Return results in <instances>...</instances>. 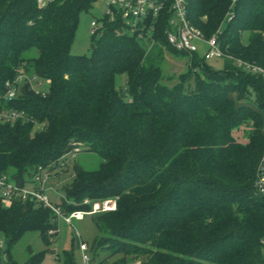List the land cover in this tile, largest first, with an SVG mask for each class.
I'll use <instances>...</instances> for the list:
<instances>
[{"label":"trees","instance_id":"trees-1","mask_svg":"<svg viewBox=\"0 0 264 264\" xmlns=\"http://www.w3.org/2000/svg\"><path fill=\"white\" fill-rule=\"evenodd\" d=\"M97 1L0 0V93L17 70L47 84L43 93L25 84L8 105L27 120L0 123V177L23 186L37 167L62 170L77 148L72 181L54 206L69 215L88 212L84 201L116 203L92 215V264H264V197L253 187L264 78L228 59L215 71L197 53L174 54L189 63L164 76L165 54L181 53L166 41L168 9L140 24L141 36L116 13L105 16L90 54L72 55L79 15ZM186 2L203 38L217 34L226 55L264 70V0ZM116 74L125 75L122 89ZM239 128L244 144L232 137ZM81 153L98 158L97 168L81 165ZM57 219L31 202H0V264H44V253L19 263L12 250L28 232L48 247ZM57 261L77 264L72 251Z\"/></svg>","mask_w":264,"mask_h":264},{"label":"built area","instance_id":"built-area-1","mask_svg":"<svg viewBox=\"0 0 264 264\" xmlns=\"http://www.w3.org/2000/svg\"><path fill=\"white\" fill-rule=\"evenodd\" d=\"M53 1L54 0H35L37 6H44ZM235 1L236 0H231V5L234 4ZM107 5L112 9V13L108 15L111 21L115 17L114 13H116L132 32L138 31L139 36H141L140 34L142 32L138 27L140 24L148 18L157 17L164 9H168L170 18L168 19V30L165 34L168 45L174 51L188 54L197 53V44L201 43L206 48L203 55L204 59H228L233 61L237 67H241L248 72L259 73L264 78V70L261 68L226 55L220 48L217 34H213L208 39L203 38L201 33L189 24L187 19L188 7L186 0H107ZM114 7H117L118 10H115ZM91 27L93 29L91 34L100 28L94 22L91 23ZM15 73L16 76L14 79L6 82L4 84V91L0 93V123L2 124H14L18 121L25 122L27 120L23 112L8 106L17 98L18 83L22 80H25V84L32 89L31 80L28 76L24 75L20 70H17ZM70 153L75 157L78 153V149L74 148ZM62 166H64V164H60V167ZM52 171L53 170L47 168L37 167L28 182V184H32L33 186L32 191H27L25 189L26 184L21 186L8 181L5 177H0V202L5 206L11 205L14 202H31L36 205H41L50 209L57 218H62L66 224H70L72 218L79 213L94 215L115 210V201L109 199L93 203L84 201L83 204L85 206H90L88 212L77 211L69 215L64 214L59 207L52 205L48 201L41 189L42 184L50 178ZM253 187L258 195L264 197V151L256 166ZM49 234H53V231H50ZM78 252L81 264H92L85 243H79Z\"/></svg>","mask_w":264,"mask_h":264},{"label":"rangeland","instance_id":"rangeland-1","mask_svg":"<svg viewBox=\"0 0 264 264\" xmlns=\"http://www.w3.org/2000/svg\"><path fill=\"white\" fill-rule=\"evenodd\" d=\"M118 10L117 7H114ZM112 13L111 7L107 5V0H98L90 8L89 12H82L79 15L78 24L75 30L74 41L70 47V53L72 55H89L91 52V23L94 22L98 27L101 26L102 20L105 16ZM206 39V38H205ZM242 42H247V35L242 36ZM206 48L201 43L197 44V56L202 59ZM174 54L178 55H191L188 53H166L163 63V73L164 76H175L182 74L185 70V66L188 65L189 59L184 58L182 60L174 57ZM204 64L215 71L222 70L224 66V59L214 58L203 60ZM195 73L200 76V69H196ZM31 80L32 90L36 93H43L47 90V84L42 79ZM125 83V75L116 74L114 77V86L116 89L123 88ZM173 81L171 82V84ZM25 85V80L18 83V94L21 88ZM38 130V126H34L32 132ZM232 137L239 143L244 144L246 142V135L244 130L234 129L232 131ZM75 158L71 153L65 156V164L62 170L55 169L52 171L50 178H48L43 184L41 189L43 194L47 197L48 201L52 205H60L61 198L65 197L64 187L69 185L72 181L73 176V165ZM80 164L87 169H95L99 164V159L91 157L87 154H79L77 156ZM25 189L27 191H32V184H26ZM56 235L53 237V242L46 247L44 242L38 236L37 233L28 232L24 234L21 239L16 243L12 250V256L19 263L24 261L31 251L34 254L44 253V264H59L57 257L61 258L64 252L72 251L77 258V264H81L80 255L78 253L79 243H85L89 249L96 236V230L92 223V215L88 213L76 214L70 224H66L62 218H58L56 221ZM49 251H46V250ZM89 254V253H88ZM90 255V254H89ZM113 260H110L112 262ZM130 264V263H129ZM136 264V263H132ZM138 264V263H137Z\"/></svg>","mask_w":264,"mask_h":264},{"label":"water","instance_id":"water-1","mask_svg":"<svg viewBox=\"0 0 264 264\" xmlns=\"http://www.w3.org/2000/svg\"><path fill=\"white\" fill-rule=\"evenodd\" d=\"M93 48H94V46H93V45H91V50H93Z\"/></svg>","mask_w":264,"mask_h":264}]
</instances>
